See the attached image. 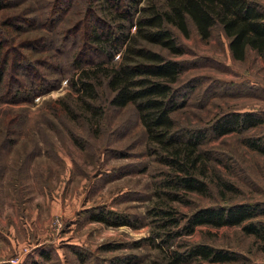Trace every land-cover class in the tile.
Masks as SVG:
<instances>
[{
  "label": "rangeland",
  "instance_id": "1",
  "mask_svg": "<svg viewBox=\"0 0 264 264\" xmlns=\"http://www.w3.org/2000/svg\"><path fill=\"white\" fill-rule=\"evenodd\" d=\"M5 1L9 6L0 11V21L19 15L23 27L7 28L8 44L42 39L38 51L24 50L29 55L20 64L35 62L46 82L30 77L37 75L31 69L23 68L16 76L25 82L36 80L41 90L48 91L32 96L28 90L19 96L16 87L9 99L4 88L0 91V264H12L11 260L18 264H166L167 245L157 236L163 220L152 210L162 203L157 191L167 167L148 154L146 132L133 105L107 107L108 92L102 86L96 104L106 106L105 115L100 125L91 126L72 84L78 59L85 68L100 62L111 65L91 45L88 33L103 22L115 29L124 22L134 33L135 1ZM260 3L264 9V0ZM121 11L132 20H123ZM173 33L185 49L183 55L152 48L186 63L181 85H196L186 90L185 104L173 114L179 130L208 127L227 112L264 114V56L250 50L244 61L235 60L219 28L208 40L201 39L192 23L190 36L177 28ZM121 55L117 51L111 63H118ZM40 60L50 67L36 63ZM62 102L77 111L74 117ZM263 131L258 127L220 138L210 136L203 145L214 151L219 158L213 163L216 170L238 186V193L227 192L225 198L191 193L184 197L186 201L172 205L190 215L212 205L264 204V153L243 142ZM104 212L115 214L109 223L94 220ZM121 219L130 223L115 225ZM251 221L264 224V216ZM199 243L232 251L239 259L226 263L197 259L190 264H264V239L246 234L242 226H199L193 234L173 240L171 248Z\"/></svg>",
  "mask_w": 264,
  "mask_h": 264
},
{
  "label": "trees",
  "instance_id": "2",
  "mask_svg": "<svg viewBox=\"0 0 264 264\" xmlns=\"http://www.w3.org/2000/svg\"><path fill=\"white\" fill-rule=\"evenodd\" d=\"M134 1L132 6L137 14L133 23L136 28L134 33L127 29L124 22H120L118 29L106 22L97 23L88 33L91 45L104 53L111 65L100 62L94 68H85L83 60L74 61L78 71L72 84L80 93L86 121L91 126L100 125L105 115L106 106L96 104L100 99L98 88L102 86L108 92L105 100L107 107H135L146 132L148 154L168 169L157 191L162 203L152 210L154 216L163 220L157 236L167 245L166 264H190L197 259L215 263L238 261L239 255L232 251L202 243L172 249L171 242L183 235L193 234L197 227L203 225L242 226L246 234L264 239V224L251 221L264 216L263 203L212 205L188 215L181 214L172 202H184V197L191 193L213 198L216 193L223 198L227 192L238 193V186L216 170L213 163L219 158L215 157L214 151L204 149L203 145L210 136L220 138L264 127V114L259 111L227 112L208 127L179 130L173 114L185 104L186 90L192 91L196 85L192 82L181 85V75L188 68L186 63L167 57L152 46L167 50L171 55H183L185 49L175 38L173 28L190 36L192 23L203 40L210 39L215 28H219L228 38L235 60L244 61L250 50L264 56V9L260 0H148L142 5L138 4L142 0ZM7 6L8 1L0 0V11ZM88 8L92 11L90 5ZM118 15L123 20H132L126 11ZM20 20L19 15H8L0 21V91L4 88L8 99L16 87L19 88L15 94L19 96L28 90H31L29 93L32 96L48 91L41 90L36 80L26 81V84L20 76H16L23 68L31 69L37 75L30 77L46 82L36 70L39 68L35 62L20 64L21 59L29 55L24 50L38 51L36 45L42 39L30 38L18 43L13 41V46L8 44L11 34L7 28L19 24ZM19 27L23 29L20 24ZM119 50L122 52L121 60L111 63ZM30 57L32 59V55ZM40 61L36 63H41L45 69L50 67L47 61ZM60 105L74 117L73 113L77 111L69 103L62 102ZM243 142L251 150L264 153V131L260 135L245 137ZM113 215L104 212L94 216V220L109 223L108 219ZM129 223L121 219L115 225ZM45 256L49 258V255Z\"/></svg>",
  "mask_w": 264,
  "mask_h": 264
},
{
  "label": "built area",
  "instance_id": "3",
  "mask_svg": "<svg viewBox=\"0 0 264 264\" xmlns=\"http://www.w3.org/2000/svg\"><path fill=\"white\" fill-rule=\"evenodd\" d=\"M12 264H18V260H11Z\"/></svg>",
  "mask_w": 264,
  "mask_h": 264
},
{
  "label": "crops",
  "instance_id": "4",
  "mask_svg": "<svg viewBox=\"0 0 264 264\" xmlns=\"http://www.w3.org/2000/svg\"><path fill=\"white\" fill-rule=\"evenodd\" d=\"M12 232V231H11ZM13 233V232H12Z\"/></svg>",
  "mask_w": 264,
  "mask_h": 264
}]
</instances>
